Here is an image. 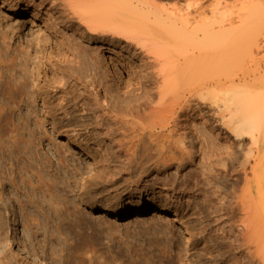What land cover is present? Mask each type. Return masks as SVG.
I'll return each mask as SVG.
<instances>
[{
  "label": "bare ground",
  "instance_id": "6f19581e",
  "mask_svg": "<svg viewBox=\"0 0 264 264\" xmlns=\"http://www.w3.org/2000/svg\"><path fill=\"white\" fill-rule=\"evenodd\" d=\"M0 8L15 17L47 9L44 27L56 46L48 53L49 98L63 117L82 112L85 128L107 143L120 167L139 154L154 157L149 183L173 194L206 143L220 149L207 160L206 178L231 191L215 195V204L208 194L200 199L204 242H215V263L264 264V0H0ZM123 53L133 68L119 60ZM19 65L24 103L31 73L26 62ZM117 67L130 71L133 83H115ZM151 210L167 212L150 202L105 208L136 216ZM1 227L0 260L30 263L0 264H45L22 243L9 249Z\"/></svg>",
  "mask_w": 264,
  "mask_h": 264
},
{
  "label": "rangeland",
  "instance_id": "374dc122",
  "mask_svg": "<svg viewBox=\"0 0 264 264\" xmlns=\"http://www.w3.org/2000/svg\"><path fill=\"white\" fill-rule=\"evenodd\" d=\"M46 11L15 17L0 8L2 240L12 250L17 242L22 243L45 264H232L215 263V242H204L199 214L203 195L208 194L215 204V195L224 198L231 191L215 177L206 178L211 174L207 160L214 159L220 149L206 143L203 153L184 166L181 175L189 177L177 180L173 194L149 183L155 172L154 157L151 161L150 156L139 154L129 167H120L107 143L94 135L93 128H85L82 112L74 114L69 109L71 117H63L55 100L49 98L51 86L46 80L53 73L47 70L48 53L56 46L44 27L50 15ZM119 57L135 66L126 54ZM22 62L31 73L24 103L18 86ZM117 70L115 83H133L130 71ZM209 118L213 121L211 114ZM70 130L76 137L69 142L73 146H66ZM76 151L87 155L77 157ZM89 155L93 165L88 163ZM169 172L173 174L174 169ZM194 178L201 182L196 184ZM159 191L163 194L158 195ZM149 202L167 212L151 210L136 216L105 211L107 206L140 208ZM210 227L206 230L213 235L215 227ZM17 258L0 263H30Z\"/></svg>",
  "mask_w": 264,
  "mask_h": 264
}]
</instances>
